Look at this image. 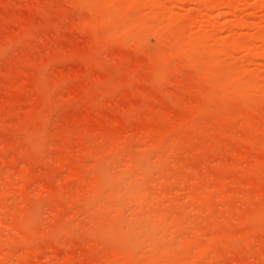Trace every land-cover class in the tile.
Wrapping results in <instances>:
<instances>
[{"label":"rangeland","instance_id":"obj_1","mask_svg":"<svg viewBox=\"0 0 264 264\" xmlns=\"http://www.w3.org/2000/svg\"><path fill=\"white\" fill-rule=\"evenodd\" d=\"M0 264H264V0H0Z\"/></svg>","mask_w":264,"mask_h":264}]
</instances>
